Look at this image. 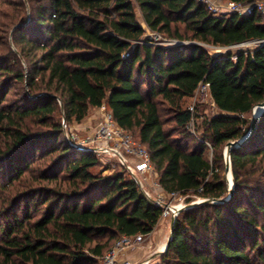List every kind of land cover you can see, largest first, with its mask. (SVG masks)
I'll list each match as a JSON object with an SVG mask.
<instances>
[{"label": "trees", "instance_id": "obj_1", "mask_svg": "<svg viewBox=\"0 0 264 264\" xmlns=\"http://www.w3.org/2000/svg\"><path fill=\"white\" fill-rule=\"evenodd\" d=\"M147 29L184 43L161 44ZM252 40L260 41L217 54L203 45ZM202 82L212 114L199 113L205 103L189 105ZM263 100L258 9L216 14L199 0H0V264H99L120 236L149 235L159 223L163 207L126 167L95 171L100 151L67 141L65 127L92 109L106 105L149 151L162 190L190 202L228 195L225 147L248 132ZM230 157L233 195L181 210L157 264H264V111Z\"/></svg>", "mask_w": 264, "mask_h": 264}, {"label": "built area", "instance_id": "obj_2", "mask_svg": "<svg viewBox=\"0 0 264 264\" xmlns=\"http://www.w3.org/2000/svg\"><path fill=\"white\" fill-rule=\"evenodd\" d=\"M199 1L204 3L210 11L216 14H220L223 12H237L239 14H245L251 13L253 9H258L264 15V0H258L253 4H243L241 2L232 0ZM147 35L161 44L166 43L165 45L184 43V41L180 40H169L156 31H151L150 35L148 33ZM259 41L260 40H252L240 43V45L245 43L257 44ZM195 94L200 100H210L212 106L215 107L213 100L210 98L208 82H202L198 86ZM188 127L190 128L191 132H195V122L193 119L189 122ZM65 135L67 141L78 149H92L100 152H108L117 156L120 159L121 163L126 167L128 172L135 178V180L144 190L145 194L149 198H153L150 192L145 188V181L147 180L146 175L155 173L150 160L149 151L144 145L141 144L140 141L135 139L134 135L131 132L127 131L115 121L111 111L105 112L96 129L94 136L87 138L88 141L77 140V135L73 131L69 132L65 130ZM129 157L136 158V163H129ZM154 200L157 204L163 207L161 218H172L175 214L177 215V210L181 207L180 205L165 203L162 198ZM147 236L148 235H144L142 233L130 235L124 234L120 236L119 239L115 242L114 246L100 257L99 264H147V260L134 263L128 258H123V256L127 252L141 247L142 243L147 239Z\"/></svg>", "mask_w": 264, "mask_h": 264}, {"label": "rangeland", "instance_id": "obj_3", "mask_svg": "<svg viewBox=\"0 0 264 264\" xmlns=\"http://www.w3.org/2000/svg\"><path fill=\"white\" fill-rule=\"evenodd\" d=\"M139 19H141L140 14H139ZM142 25L144 27H146V25L144 24L143 21H142ZM147 33L150 35L151 31L147 29ZM203 45L207 48V50L211 54H217V53H220V52H225L227 49H230L232 51H237V50H240V49L253 48L254 46H256L255 43H245V44H242V45L235 44V45H232L230 47H220V46H213V45H209V44H203ZM196 97L197 96L195 94V96L189 100V105H191V106L196 105L197 106L200 103H205L204 104L205 106H203V107L198 109L199 113H201V114H212V113L215 112V107L212 106L210 100H200L198 97L197 98ZM96 109L100 110V112L94 113L93 109H92L89 112V114L81 122L70 123V124H68L65 127V130H67L69 132L73 131L77 135V140H79V141H86L87 138L93 137L95 132H96V129H97L99 123H100V121L102 120V118H103V116L105 114V112L109 111V109H108V107L106 105H103V106L98 107ZM94 114H95V123L92 126H89L88 124L85 123V121L87 120L86 118L89 115H94ZM249 115L252 118V113H250ZM134 137H135L136 140L139 141L138 137H136L135 135H134ZM100 153H101L100 156H101V160L103 162V165L99 166V167H96L95 171L103 170L104 166H110V168L103 170V174H109V173L113 172V170H115L117 168L125 167L121 163L120 159L117 156H115V155H113L111 153H108V152H100ZM224 155H225V151H224ZM129 163L135 164L136 163V158L129 157ZM225 174H226V170H225ZM146 176H147V180L145 181V188L150 192V194L152 195L153 199L162 198V200L165 201V203H171V204H174V205H180L181 207L185 206L186 204H188L190 202L204 199L201 196H193L192 197L193 199L190 202H188L187 201L188 195L178 194V193H176V194L165 193L162 190V188L159 185V183H158V177H157L156 171H155V173L147 174ZM161 219L165 221V227L166 228H165V232L161 236L160 245L157 246V248H159L158 251H161V250L164 249V247L166 245V242L168 240L169 234H170V225H171V218L170 217H162ZM151 233L147 236V239L144 242H146L149 239V236H151ZM143 243H142V245H143ZM132 251H134V250H132ZM132 251H129V252H132ZM156 251L157 250L151 252L150 254L149 253H146V254H142L141 253L140 254L141 256H139L136 259H132V261L134 263L142 262V261H144L145 258H147V261H148L147 264L148 263L149 264H157L159 262V260H158V256L159 255L158 256H153L154 254H156L158 252V251L157 252ZM129 252H127L123 256V258H127V254H129ZM148 254L151 255V256L148 257L149 256Z\"/></svg>", "mask_w": 264, "mask_h": 264}, {"label": "water", "instance_id": "obj_4", "mask_svg": "<svg viewBox=\"0 0 264 264\" xmlns=\"http://www.w3.org/2000/svg\"><path fill=\"white\" fill-rule=\"evenodd\" d=\"M255 106H260L262 107L261 111L258 113V114H255L253 112V109H252V120H251V126L248 130V132L243 136L241 137L240 139L238 140H233V141H230L227 143L226 147H225V166H226V178H227V182H228V189H229V194L227 197H224V198H221V199H216V198H204V199H201V200H198V201H193V202H190L188 204H186L185 206H182L180 208H178L177 210V214L183 210V209H186V208H189V207H193L201 202H204V201H212V202H223V201H226L228 200L232 195H233V191H234V180H233V173H232V168H231V157H230V151L233 147H239L241 145H243L249 138L250 136L255 132L256 128H257V123H258V120H259V117L260 115L263 113L264 111V100L261 101L260 103H258L257 105ZM64 122V125H65V119L63 120ZM229 173L231 174V182L230 183V178H229ZM176 214L171 218V225H170V234H169V237H168V240L166 242V245L164 247L163 250L161 251H158L156 254H154L153 256H158L160 255L162 252H164L167 247L169 246L170 244V240H171V237H172V233H173V228H174V223H175V220H176Z\"/></svg>", "mask_w": 264, "mask_h": 264}, {"label": "crops", "instance_id": "obj_5", "mask_svg": "<svg viewBox=\"0 0 264 264\" xmlns=\"http://www.w3.org/2000/svg\"><path fill=\"white\" fill-rule=\"evenodd\" d=\"M93 112L98 113L100 112V110L95 108L93 109ZM86 119L87 120L85 121V123L88 124L89 126H92L95 123V114L89 115ZM165 228H166L165 221L161 219L159 223L157 224V226L155 227V230L151 233V236H149V239L146 242H144L140 248H137L136 250L129 252V254H127V258L132 260V259H136L139 256H141L140 255L141 253L150 254L151 252L155 250L158 251L159 248H157V246L160 245V239H161L162 234L165 232ZM150 256L151 255H149L148 257ZM144 260H147V258H145Z\"/></svg>", "mask_w": 264, "mask_h": 264}, {"label": "bare ground", "instance_id": "obj_6", "mask_svg": "<svg viewBox=\"0 0 264 264\" xmlns=\"http://www.w3.org/2000/svg\"><path fill=\"white\" fill-rule=\"evenodd\" d=\"M261 109H262V107H260V106H254L253 112L255 114H258L261 111ZM229 178H230V183H232L231 182V174L230 173H229Z\"/></svg>", "mask_w": 264, "mask_h": 264}]
</instances>
